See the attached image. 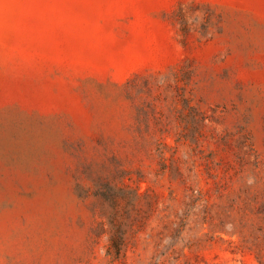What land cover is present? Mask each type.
I'll return each instance as SVG.
<instances>
[{
    "label": "rangeland",
    "instance_id": "rangeland-1",
    "mask_svg": "<svg viewBox=\"0 0 264 264\" xmlns=\"http://www.w3.org/2000/svg\"><path fill=\"white\" fill-rule=\"evenodd\" d=\"M0 264H264V0H0Z\"/></svg>",
    "mask_w": 264,
    "mask_h": 264
}]
</instances>
